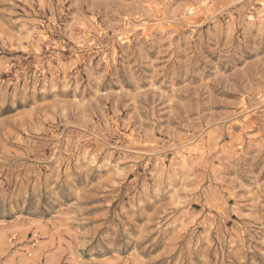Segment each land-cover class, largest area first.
<instances>
[{"label": "rangeland", "instance_id": "obj_1", "mask_svg": "<svg viewBox=\"0 0 264 264\" xmlns=\"http://www.w3.org/2000/svg\"><path fill=\"white\" fill-rule=\"evenodd\" d=\"M0 264H264V0H0Z\"/></svg>", "mask_w": 264, "mask_h": 264}]
</instances>
